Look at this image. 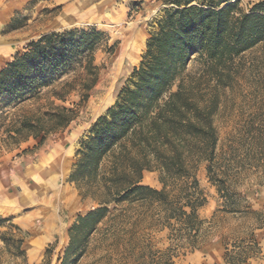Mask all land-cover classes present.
<instances>
[{"label":"trees","instance_id":"trees-1","mask_svg":"<svg viewBox=\"0 0 264 264\" xmlns=\"http://www.w3.org/2000/svg\"><path fill=\"white\" fill-rule=\"evenodd\" d=\"M158 1L163 7L152 21L138 66L74 152L68 181L82 199L90 198L96 205L71 223L61 264H67L73 250L78 251L74 259L79 256L89 235L110 213V205L124 202L157 205L173 239L196 250L208 229L204 225L211 224L198 214L207 202L196 177L200 161L207 162L208 180L221 200L213 215L220 212L253 221L247 231L215 235L224 250V264H247L260 254L253 231L264 228V213L247 208L244 196L227 184L228 175L217 154L214 119L220 105L218 90L231 85L235 59L264 42V0L251 3L248 9L239 7L240 0ZM6 28H16L13 18ZM103 37V31L95 27L50 31L5 63L0 69V128L5 126L0 143L10 146L32 137L42 142L46 135L68 126L77 111L54 101L65 102L66 92L53 90L45 104L23 108L80 63L94 75L98 69L94 54ZM193 55L204 62L197 72L189 73L186 67ZM9 107L21 113L6 125ZM262 128L251 123L248 131L253 141L260 140ZM145 170H159L161 188L141 183ZM3 226L10 230L2 231ZM24 237L20 226L0 217V240L14 256H24ZM158 264H171L170 258Z\"/></svg>","mask_w":264,"mask_h":264},{"label":"rangeland","instance_id":"rangeland-1","mask_svg":"<svg viewBox=\"0 0 264 264\" xmlns=\"http://www.w3.org/2000/svg\"><path fill=\"white\" fill-rule=\"evenodd\" d=\"M121 1L123 0L112 3L116 8ZM255 1L257 0H240L239 7L248 9ZM126 4L128 15L119 23L101 22L94 25L87 19L83 25L66 26L63 29L95 27L100 32L103 31L105 37L94 54L93 64L98 69L94 75H90L83 70L84 64L80 63L73 71L66 73L53 86L46 89L39 100L28 103L24 110H32L38 104H45L47 99H52L53 90L66 92L65 102L54 101L73 107L77 115L66 128L51 132L42 142L40 137H32L10 146L0 143L1 165L10 167L16 155H25L26 152L29 154L28 152L35 147L45 146L47 142L53 140V143L61 141L59 151L55 153L58 162L55 163L54 169L65 172L69 164L71 169L75 162L73 146H77L76 150L78 142L86 137L98 116L115 102L126 78L133 68L138 66L140 56L145 50V41L152 32V21L163 7L158 0H126ZM59 10L60 7L52 4V0H27L22 4L16 0H0V69L11 61L16 53L22 52L31 40L50 31H62L60 28L63 25L58 20ZM12 18L16 28L10 31L6 25ZM113 44L114 48L111 50ZM235 60L236 69L233 71L231 85L218 90L220 105L214 119L219 136L217 154L223 168L226 169L229 187L244 196L247 208L264 213V132L256 142L248 131L252 122L262 126L264 131V42L244 51ZM203 62L201 57L193 55L186 72H197L203 66ZM85 84L90 87L84 89ZM85 94L83 101L81 97ZM7 111L10 115L6 119V125L21 113L12 110V107L7 108ZM4 127L0 128V137ZM32 141L35 142L32 149L23 148L25 143ZM105 164L107 161H104L103 166ZM206 165L207 162L200 161L196 167L199 186L207 198V204L199 210V215L205 221L211 220V224L204 225L205 229L206 227L208 229L202 233L201 246L196 248V251H188L184 241L177 242L173 239L170 228L163 226V211H160L157 205H150L147 202L141 204L124 202L116 207L110 205V213L89 235L87 244L79 256L74 259L78 254L76 250L67 255V264H158L168 258L171 264H222L218 260V253L207 252L203 246L213 244L209 242V238H213L221 231H247L253 225V221L249 218L243 222L220 212L211 216L221 200L216 186L208 180ZM48 167L45 166V170ZM159 174V170H145L141 183L159 189L161 188ZM53 183L52 188H46L43 181L27 178L24 188L14 180V187L9 185L7 189H1L17 196L23 195L25 199V203L19 205L20 208L11 215L0 212V217H8L13 224L20 226L25 237L22 242L24 256L18 257L11 254L0 240V264L43 262L61 264L69 244L68 231L71 223L79 214L88 212L96 203L90 198L82 199L74 183L69 181V185L77 190L81 201V208L78 211H69V208L59 201V197L52 199V189L58 191L62 187H67V184L60 175ZM47 199L49 201L52 199L50 202L54 208L52 218L46 217V212L42 209L38 211V208H34L40 204L37 202L35 205L34 200ZM43 203L41 202V205L45 206ZM47 224L56 231L48 234ZM1 230L10 229L3 226ZM254 238L259 243L260 254L254 257L255 263L249 264H264V230L255 231ZM214 243L219 245L218 252L222 253L220 242ZM38 244L41 248H37Z\"/></svg>","mask_w":264,"mask_h":264},{"label":"crops","instance_id":"crops-1","mask_svg":"<svg viewBox=\"0 0 264 264\" xmlns=\"http://www.w3.org/2000/svg\"><path fill=\"white\" fill-rule=\"evenodd\" d=\"M27 0H16V2H26ZM116 0H52V4H55L60 7V12L58 16V20H60V24L63 26L60 28V30H63L66 26H77V25H83V23L86 22L87 19L92 24H101V22H113L119 23L123 21L125 17L128 15V7L126 4V0H123L120 2V4L115 8L114 4L112 3ZM148 1V0H145ZM117 10V11H116ZM101 15V18H100ZM103 15V16H102ZM35 142L32 141V143L27 142L25 143L23 148H29L32 149ZM61 145L60 142L53 143V140H50L47 142L45 146H38L35 147L33 150L25 153V155H16L14 158L13 164L10 167H7L5 165L0 164V212L3 214L11 215L12 213L16 212L18 210L17 208H20L19 205H22V203H25V199L23 195H15L11 192L2 191L1 189H7L9 185L14 187V180L15 183L18 182L19 186L24 188L25 185V179L29 178L34 181V178L36 180L43 181L46 186V188H52L54 185L55 178H57L59 175L62 177L63 182L67 184V187H62L58 191L55 189H52L53 197L52 199L59 197V201L61 203H64L66 207L70 210H76L78 211L81 207V201L80 197L78 195V192L75 188L71 187L69 185V174H70V164L67 169V171L62 172L55 168V163L58 162V160L55 158V153L59 151V146ZM77 146H73V149L75 151V148ZM45 166H49L47 170H45ZM35 194V193H34ZM56 196V197H55ZM49 199L47 200H34V204L36 205L34 208H38L39 210L45 211V216L48 218H52L54 216V208L51 207V201ZM33 201V199H32ZM38 202V203H37ZM41 202L45 205L42 206ZM3 204V206H1ZM33 204V205H34ZM207 204V203H206ZM206 206V205H205ZM32 208V209H34ZM201 208H204L201 207ZM199 208V210L201 209ZM198 210V214H199ZM213 213L211 214V216ZM201 218V216L199 215ZM203 218V217H202ZM264 228H256L255 231H262ZM55 228L47 224L46 232L48 234L53 233ZM209 242H213V244H210L209 246H203V249L207 252H214L218 253V260L224 264L223 261V247H222V253L218 252L219 245L214 243L220 240L218 239V236H214L212 239H209ZM37 244V243H36ZM37 248H41V245L38 244ZM213 249V250H212ZM188 251H191L187 248ZM196 251V250H192ZM33 255V254H32ZM250 262H256V258H251L247 264Z\"/></svg>","mask_w":264,"mask_h":264},{"label":"bare ground","instance_id":"bare-ground-1","mask_svg":"<svg viewBox=\"0 0 264 264\" xmlns=\"http://www.w3.org/2000/svg\"><path fill=\"white\" fill-rule=\"evenodd\" d=\"M56 197V196H55Z\"/></svg>","mask_w":264,"mask_h":264}]
</instances>
